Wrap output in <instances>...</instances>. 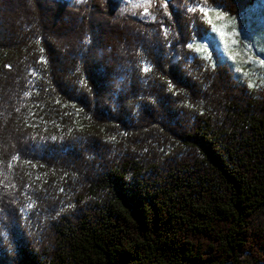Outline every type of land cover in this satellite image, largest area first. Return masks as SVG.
<instances>
[{
  "label": "trees",
  "instance_id": "16d2710c",
  "mask_svg": "<svg viewBox=\"0 0 264 264\" xmlns=\"http://www.w3.org/2000/svg\"><path fill=\"white\" fill-rule=\"evenodd\" d=\"M257 1L0 0V264H264V85L187 47Z\"/></svg>",
  "mask_w": 264,
  "mask_h": 264
},
{
  "label": "rangeland",
  "instance_id": "374dc122",
  "mask_svg": "<svg viewBox=\"0 0 264 264\" xmlns=\"http://www.w3.org/2000/svg\"><path fill=\"white\" fill-rule=\"evenodd\" d=\"M211 9L212 23L207 21L210 30L202 40L193 43V48L197 51V47L206 46L200 54L227 62L243 81L264 85V0H258L240 18L219 8ZM217 12L224 19H217Z\"/></svg>",
  "mask_w": 264,
  "mask_h": 264
},
{
  "label": "snow or ice",
  "instance_id": "6c2138e0",
  "mask_svg": "<svg viewBox=\"0 0 264 264\" xmlns=\"http://www.w3.org/2000/svg\"><path fill=\"white\" fill-rule=\"evenodd\" d=\"M194 2H195V0H194ZM168 3H171V0H167V2L163 6L165 8H167ZM213 3H215V0H213ZM216 7L218 8L220 6L219 5H216ZM195 10H196L195 7L189 9V11H195ZM211 10L212 9L208 8L207 6L200 8V12H202L204 14V17L207 18V21H208L209 24L212 23V18L209 15V12ZM169 15H171V14H169ZM216 17H217V19H224V17L222 16V14L220 12H217L216 13ZM202 39H203V36H202ZM233 43H236V41H233ZM187 47L192 48L193 47V43L192 42H189L187 44ZM197 51L198 52H200V51H206V46L197 47ZM205 58L210 59L211 58L210 54H209V56H207ZM233 59H235V57H233ZM148 70L149 69H147V68L145 69V71H148ZM29 207H31V205H29Z\"/></svg>",
  "mask_w": 264,
  "mask_h": 264
}]
</instances>
